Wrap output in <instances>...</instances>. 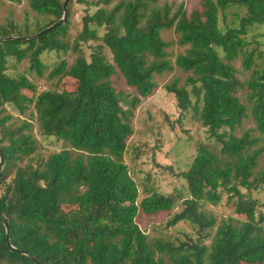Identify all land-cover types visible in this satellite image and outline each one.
Masks as SVG:
<instances>
[{"label":"trees","instance_id":"obj_1","mask_svg":"<svg viewBox=\"0 0 264 264\" xmlns=\"http://www.w3.org/2000/svg\"><path fill=\"white\" fill-rule=\"evenodd\" d=\"M72 1L27 0L39 15L34 26L0 24V218L18 249L0 221V264H37L32 256L41 264H264V203L243 192L264 187V43L257 40L264 32L249 38L264 27V0H199L192 11L184 1L80 0L97 9L74 36ZM169 29L187 46L176 64L188 76L165 88L181 115L198 113L206 129L182 173L189 195L167 224H193L197 237L185 240L151 237L137 221L140 211L172 210L176 199L147 176L139 201L125 160L134 129L121 109L123 100L138 105L150 97L157 76L173 71L163 38ZM51 51L73 59H60L48 78L72 77L75 89L39 90L30 78L43 76ZM24 61L11 74L12 63ZM247 120L254 126L244 128ZM35 123L63 147L43 155ZM224 194L235 216L218 222L204 206L220 205Z\"/></svg>","mask_w":264,"mask_h":264},{"label":"rangeland","instance_id":"obj_2","mask_svg":"<svg viewBox=\"0 0 264 264\" xmlns=\"http://www.w3.org/2000/svg\"><path fill=\"white\" fill-rule=\"evenodd\" d=\"M170 2L184 1L188 11L199 5V0H168ZM97 7L88 5L80 0H73L71 4V34L74 36L82 27V17L87 13H93ZM39 15L34 13L27 0L22 3L12 2L10 0H0V24H6L9 20L23 24L27 21L34 26V22ZM264 32V27L254 31L253 35ZM103 29L100 30V34ZM163 38L171 42L169 52L170 59L173 64V71L166 72L161 76H157L158 87L154 93L148 98H142L138 105H133L125 100L121 101V109L130 118L134 133L128 142V150L125 160L130 167L133 177L140 184V199L147 195L144 189V182L147 176H150L149 184L165 194H171L175 197V205L172 210L160 212L154 215L139 212L137 221L141 228L149 234V236H165L172 239H187V236L197 237L196 228L190 222L181 221L175 225L168 226L169 220L174 213L179 212L183 207V199L189 194L187 182L182 173L186 171L197 151V141L206 137V129L201 125L198 113L189 110L181 115L178 107V101L174 93L166 90L165 85L173 78L180 79L183 84L188 76L176 64V57L179 53L184 52L187 48L178 42L179 35L174 29L164 30ZM257 40L264 43V35L257 37ZM94 42H90L85 46V51L89 56L91 47ZM264 47V46H263ZM110 57V55H109ZM72 61L73 56L62 54L59 56L55 52H46L43 55L45 63V71L42 77L30 78L38 86L39 90L47 88H60L73 90L76 88L77 81L72 77H62L49 79L48 73L60 59ZM13 68L10 72L17 75L23 71L28 62H13ZM241 59L237 61V65L242 67ZM116 87L123 91H127L123 79L120 76L114 77ZM15 115H19L18 111L10 110ZM23 117V116H22ZM254 123L247 120L244 128L253 127ZM34 134L39 141V151L43 155H49L54 151H58L63 147V142L55 138L44 137L34 126ZM264 144V140L262 141ZM245 195L253 199H257L261 204L264 203V187L252 189L251 191L243 190ZM234 200H229L228 195L224 194L220 205H212L210 203L204 206V210L209 214H213L220 222L222 219H229L235 216ZM74 205L65 204L66 210L76 207ZM264 211V207H261Z\"/></svg>","mask_w":264,"mask_h":264},{"label":"water","instance_id":"obj_3","mask_svg":"<svg viewBox=\"0 0 264 264\" xmlns=\"http://www.w3.org/2000/svg\"><path fill=\"white\" fill-rule=\"evenodd\" d=\"M68 1H69V0H65V4H67ZM66 16H67V12L65 11L64 16H63L58 22H56V23H55L54 25H52V26L59 25V24L63 23V22L65 21V19H66ZM45 30H47V29H44V31H45ZM38 34H40V33H37V34H35V35H33V36H37ZM33 36H26V37H22V38H28V37H33ZM3 161H4V160H3V157H2L1 152H0V168H1L2 165H3ZM0 221L3 222L4 225H5V227H6V233H7L8 244L10 245V247H11L12 249H14V250H18L17 248H15L14 246H12L11 243H10V232H9V226H8L7 221H6L5 219H1V218H0ZM32 259L35 261V263H37V264H41V263H40L37 259H35L33 256H32Z\"/></svg>","mask_w":264,"mask_h":264}]
</instances>
